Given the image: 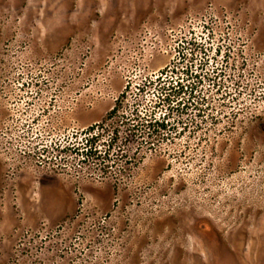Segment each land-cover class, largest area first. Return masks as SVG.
Segmentation results:
<instances>
[{"label":"rangeland","instance_id":"rangeland-1","mask_svg":"<svg viewBox=\"0 0 264 264\" xmlns=\"http://www.w3.org/2000/svg\"><path fill=\"white\" fill-rule=\"evenodd\" d=\"M0 264H264V0H0Z\"/></svg>","mask_w":264,"mask_h":264},{"label":"trees","instance_id":"trees-1","mask_svg":"<svg viewBox=\"0 0 264 264\" xmlns=\"http://www.w3.org/2000/svg\"><path fill=\"white\" fill-rule=\"evenodd\" d=\"M185 69L186 70L184 72H186L187 75H190V72H191L192 69L189 68L188 66ZM166 70H169L170 72H172V73L174 72L175 73V72H177L179 70V68L175 64H173L172 66H167ZM176 82L177 83L174 84L173 86L170 84L171 85V88H170L171 90H169V91H165L166 90V86H165L166 84L165 83L160 85L161 92L163 93V91H164L163 97L160 99V103L161 102L162 103H167L170 106L171 105L170 103H174V101H176V104H180L183 101V98H182L181 95H182L183 92L186 91L185 87H187L186 89H188V85L183 84L181 81H176ZM171 95H174L175 98L173 99L171 97ZM119 103H120V101L118 103H116V105L108 112V116L107 117H111L117 112ZM135 117L140 118L141 116L138 113H136ZM148 123H149V125L151 127H153L154 130L157 129V126H159L161 128H165L167 126V122H165L164 119H162V120L156 119L155 123H152V122H148ZM91 134L94 137V135H96L97 132L94 131V134L93 133H91ZM132 143H135V142L133 141ZM96 150H98V146L96 147Z\"/></svg>","mask_w":264,"mask_h":264}]
</instances>
